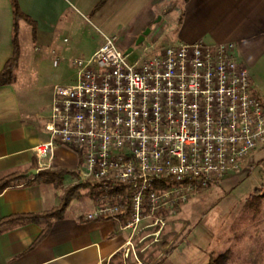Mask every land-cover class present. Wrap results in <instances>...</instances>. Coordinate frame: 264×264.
Segmentation results:
<instances>
[{"label":"built area","instance_id":"built-area-1","mask_svg":"<svg viewBox=\"0 0 264 264\" xmlns=\"http://www.w3.org/2000/svg\"><path fill=\"white\" fill-rule=\"evenodd\" d=\"M117 39L104 35L74 62V82L55 85L52 122L34 152L43 168L55 145L79 149L80 173L96 187L84 218L119 220L133 235L144 219L176 216L264 146V93L233 41L200 37L131 59Z\"/></svg>","mask_w":264,"mask_h":264},{"label":"crops","instance_id":"crops-1","mask_svg":"<svg viewBox=\"0 0 264 264\" xmlns=\"http://www.w3.org/2000/svg\"><path fill=\"white\" fill-rule=\"evenodd\" d=\"M18 2L23 12L34 20L35 25L33 29L29 21L22 20L20 28L22 24L25 25L24 23L30 25L32 35L39 37V41L46 46L57 39L65 40L67 37H63V34L72 33L75 23H80L81 27H90V32L93 33L91 35L93 45L88 57L102 43L104 35L118 36L132 31L137 38L142 32L140 28L150 26L158 15L166 26L155 38H163L164 34L169 33L166 37V45L175 42H192L200 37H205L211 42L233 41L236 44L237 59L250 70L253 90L264 93V0H105L104 2L18 0ZM128 9L134 10V15L131 23L126 25L121 20V14L122 10L127 12ZM143 17H145L144 21H142ZM142 41H146L144 51L148 48L157 49L154 43L156 39L153 40L145 35ZM163 46L165 45L159 48ZM13 48L11 1L0 0V71L12 55ZM37 49L40 50L39 47ZM52 52H55L54 49ZM44 57L40 58L43 62L46 61ZM71 80L72 83L75 78ZM53 92L47 104H35L31 94L25 91V87L17 86V76L15 82L11 84H0V177L12 171L26 174L33 168H37L38 172L44 168L76 169L78 155L63 144L54 146L52 164L48 167L40 168L35 156L34 146L47 135L52 122ZM24 95L31 98L26 99L25 103L21 101L24 107L20 108L16 103ZM28 108L30 110H27ZM263 147H258L252 153L260 151ZM262 155L256 156L255 159L261 160ZM249 156L242 165L248 161ZM84 180L86 178L82 176L79 168L74 173L65 172L59 184L38 182L31 177L28 182L10 185L0 193V219L13 214L41 212L58 206L65 191L63 184L74 185ZM84 187L87 191L84 194L78 191L72 197L63 217L54 219L49 231L38 241L35 242L43 229L42 222H22L2 229L0 264H123L127 256L135 250L137 234L150 228L146 227L150 219H144L133 235L130 234V230L122 227L119 220H87L84 218L85 212L95 205L94 190L91 186L81 188ZM94 188L96 191V187ZM193 200L182 204L176 216L165 217L164 223L166 222L167 225L165 233L168 239H171L170 236L177 233L180 230L177 231V228L185 223V219L178 215L189 208L195 202ZM250 201L251 196L248 195L244 203L249 204ZM263 223L264 210H260L257 211L256 220L250 217L243 226L241 239L243 264H260V259L256 262L253 257L256 256V252L264 250ZM181 238H184V234ZM181 238L178 243L172 239L167 240V250L158 264L173 259L178 250L183 252L185 248H189L188 252L191 253L193 248L196 251L197 246L178 247ZM195 251L193 250L194 253Z\"/></svg>","mask_w":264,"mask_h":264},{"label":"rangeland","instance_id":"rangeland-1","mask_svg":"<svg viewBox=\"0 0 264 264\" xmlns=\"http://www.w3.org/2000/svg\"><path fill=\"white\" fill-rule=\"evenodd\" d=\"M133 11L122 10L121 20L126 25L131 23ZM159 17L158 15L150 26L140 28L141 34L149 29L145 35L153 40L156 39L154 43L157 50L148 48L144 51L143 47L146 41L137 43L140 34L137 38L134 37L132 31L118 35L117 43L120 48L124 51L132 48L129 54L131 59L139 56L153 57L160 53V46L166 45V37L169 33L164 34L163 38H155L157 33L166 26L163 23L164 20H160ZM144 20L145 17L142 21ZM24 24L20 28V57L15 70L17 86L25 87V91L31 94L35 104H47L56 84H68L71 83L72 78H75L77 65L74 62L88 57L93 45V36H91L93 33L90 32V27H81L80 23H75L72 33L63 34V37H67L65 40L57 39L46 46L39 41V37L32 35L31 26L27 23ZM53 49L55 52H52ZM42 56H45V62L40 59ZM31 97L24 95L19 98L16 104L20 108L24 107L22 102L25 103V100H30ZM260 154H263L261 160H256V156ZM262 160H264V147L260 151L252 153L238 172L222 177L217 183H213V187H207L198 196L190 199H195L193 200L195 202L181 215H178L185 219V223L181 224L177 228V231L180 230L170 237L178 243L184 234L178 247L184 248L192 245L197 246V249L195 251L191 248V253L188 252L189 248H185L183 252L178 250L173 259H168L164 264H205L208 261L209 252L222 253L224 251H228L229 254L227 264H243L241 255L243 226L250 217L256 220L257 211L264 210V161ZM63 185L66 189L72 184L64 183ZM80 191L84 194L87 188H81ZM248 195H253L249 204L244 203ZM154 221L155 219L149 220L148 223H152V227L137 234L135 250L127 256L123 264H158L160 262L167 250V240L171 239H168L169 237L165 233L167 232L166 222L161 225L160 220V224L157 225ZM262 227H264V223ZM253 259L256 262L257 259H260V264H264V250L256 252Z\"/></svg>","mask_w":264,"mask_h":264},{"label":"trees","instance_id":"trees-1","mask_svg":"<svg viewBox=\"0 0 264 264\" xmlns=\"http://www.w3.org/2000/svg\"><path fill=\"white\" fill-rule=\"evenodd\" d=\"M13 10V52L10 58L7 59L3 68L0 71V84H11L16 80V68L19 62L20 56V22L22 20L29 21L33 25V29H35L34 20L31 19L27 14L23 12L21 9L18 0H10ZM105 0H101L104 2ZM70 149L76 152L78 155V162L76 165V169L69 170L66 168H58V169H41L36 175L30 174L26 175L22 172L12 171L0 177V193L6 187L15 184H21L23 182L30 181L31 177H33L34 181L38 182H55L56 184L60 183V178L65 172H76L81 166L82 158L81 152L79 149L66 145ZM83 186H91L95 191V186L89 181H82L67 187L62 195V199L58 206H55L49 210H44L41 212H29V213H21V214H13L9 216H5L0 219V231L4 229L6 226L11 224H17L22 222L29 221H38L43 223V229L40 235L35 240L38 241L40 238L44 237L46 233L49 231L51 224L54 219L62 218L65 212L67 205L69 204L72 197L80 191ZM253 194V193H252ZM253 195H251L252 197ZM229 261L228 251H224L222 253L210 252L207 263L205 264H227Z\"/></svg>","mask_w":264,"mask_h":264},{"label":"water","instance_id":"water-1","mask_svg":"<svg viewBox=\"0 0 264 264\" xmlns=\"http://www.w3.org/2000/svg\"><path fill=\"white\" fill-rule=\"evenodd\" d=\"M148 32H149V29H147L145 32H143L139 36V39L137 40V43H140L144 39L145 34H147ZM131 51H132V48H128V49L125 50L126 53H129ZM37 173H38L37 168H33L32 170H30L29 172H27L26 175H30V174L36 175Z\"/></svg>","mask_w":264,"mask_h":264}]
</instances>
